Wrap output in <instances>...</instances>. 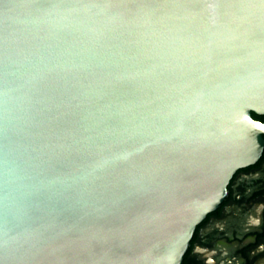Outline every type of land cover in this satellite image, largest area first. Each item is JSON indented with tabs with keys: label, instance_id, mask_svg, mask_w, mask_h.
<instances>
[{
	"label": "water",
	"instance_id": "1",
	"mask_svg": "<svg viewBox=\"0 0 264 264\" xmlns=\"http://www.w3.org/2000/svg\"><path fill=\"white\" fill-rule=\"evenodd\" d=\"M254 113L264 0H0V264H182Z\"/></svg>",
	"mask_w": 264,
	"mask_h": 264
},
{
	"label": "flooded vegetation",
	"instance_id": "2",
	"mask_svg": "<svg viewBox=\"0 0 264 264\" xmlns=\"http://www.w3.org/2000/svg\"><path fill=\"white\" fill-rule=\"evenodd\" d=\"M257 119L264 122V114ZM182 264H264V152L233 175L224 201L198 224Z\"/></svg>",
	"mask_w": 264,
	"mask_h": 264
},
{
	"label": "trees",
	"instance_id": "3",
	"mask_svg": "<svg viewBox=\"0 0 264 264\" xmlns=\"http://www.w3.org/2000/svg\"><path fill=\"white\" fill-rule=\"evenodd\" d=\"M254 117L255 118H258L259 117V114L254 113Z\"/></svg>",
	"mask_w": 264,
	"mask_h": 264
}]
</instances>
